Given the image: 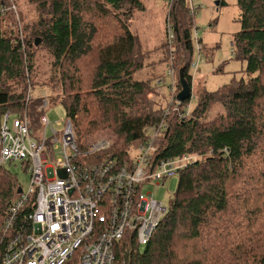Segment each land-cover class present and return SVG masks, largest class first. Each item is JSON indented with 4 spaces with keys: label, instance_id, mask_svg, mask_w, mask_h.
I'll use <instances>...</instances> for the list:
<instances>
[{
    "label": "trees",
    "instance_id": "obj_1",
    "mask_svg": "<svg viewBox=\"0 0 264 264\" xmlns=\"http://www.w3.org/2000/svg\"><path fill=\"white\" fill-rule=\"evenodd\" d=\"M27 1L40 14L29 39L19 17L10 20L15 1L0 0V128L5 114L26 115L33 136L39 135L35 109L42 100L26 101L28 89L38 86L62 106L77 143L111 126L117 138L100 153L102 159H129L146 141L143 129L164 121L167 129L153 141L156 158L196 155L201 161L177 173L167 213L143 252L120 258L128 264H264V0H236L240 30L232 55L244 63V76L217 92L202 88L196 106L182 118L190 100L179 112L164 114L161 101L146 97L164 67L174 69L176 92L182 70L192 95L194 52L204 48H194L188 0L167 1L164 39L147 51L137 45L129 24L138 0ZM151 65L156 67L151 77H135ZM214 107L220 110L204 121ZM206 150L210 156L202 161ZM11 164L0 165V222L19 187L7 168ZM247 178L244 194L232 190Z\"/></svg>",
    "mask_w": 264,
    "mask_h": 264
},
{
    "label": "built area",
    "instance_id": "obj_2",
    "mask_svg": "<svg viewBox=\"0 0 264 264\" xmlns=\"http://www.w3.org/2000/svg\"><path fill=\"white\" fill-rule=\"evenodd\" d=\"M193 2L188 0L191 13L199 7L194 9ZM167 33L171 41L169 26ZM196 68L197 63H192L191 70ZM165 83L166 89L149 92L147 99L165 102L164 114L169 109L179 112L186 100L181 104L176 100L172 67L155 86ZM47 106L43 101L41 108ZM190 110L188 102L180 118L189 116ZM40 124L42 134L33 136L26 115L9 119L7 113L2 120L0 165L20 163L30 186L26 192L17 188L20 194L16 193L0 222V264H128L120 255L129 257L140 246L146 247L167 213V207L142 189L167 181L180 169L198 163L200 156L157 159L153 141L167 129L164 121L144 128L146 141L121 162L99 157L110 146L105 140L77 143L68 120L60 131L45 117ZM95 156L96 162H91Z\"/></svg>",
    "mask_w": 264,
    "mask_h": 264
},
{
    "label": "rangeland",
    "instance_id": "obj_3",
    "mask_svg": "<svg viewBox=\"0 0 264 264\" xmlns=\"http://www.w3.org/2000/svg\"><path fill=\"white\" fill-rule=\"evenodd\" d=\"M15 1V9L10 12V20L19 17L21 20V27L25 28V38L29 39L33 29L39 22L40 14L30 5L27 0H13ZM140 6L134 11L133 18L130 21L131 32L135 37L137 45L145 48L143 51L152 50L162 43L165 30V17L167 14L168 0H138ZM219 2H222L220 5ZM188 3V1H187ZM218 3V4H217ZM199 6L194 11L191 35L195 50L199 46L204 48L203 52L197 54L194 52L193 62L197 63L195 71L191 70L193 76V91L192 98L189 101L191 110L196 106V95L202 91V88L207 92H217L231 81H237L244 76V63L233 57L232 39L234 35L240 30L238 19L240 17V10L236 0H194L193 8ZM43 17V15H41ZM196 33V37L195 34ZM39 38H36V40ZM200 43L197 44L196 42ZM37 46V45H35ZM155 52H152L150 62L155 60ZM42 56V55H41ZM43 62V61H42ZM162 77L166 79L167 68H160ZM156 72L154 65L147 66L141 73H137L135 77L141 80L149 78ZM39 87V86H38ZM35 87L29 91L30 98H41V103L37 101L38 125L35 129L38 130L39 135L43 132V127L40 123V118L45 117L55 130L60 131L63 128V123L66 121L65 112L57 100L50 99L51 91ZM167 85L160 87L166 89ZM28 93V92H27ZM45 97V99H44ZM194 98V99H193ZM48 103L47 108H41L42 102ZM150 102V101H149ZM152 103V102H151ZM165 103V102H164ZM262 105V104H261ZM264 105V104H263ZM219 108L214 107L208 111L204 121L211 120ZM259 111V108H258ZM262 111V110H261ZM12 119V117L10 118ZM57 123H62L60 126ZM111 126L99 127L97 132L90 135L80 142L84 144H92L100 140L107 141L110 146L115 143L116 135L110 130ZM47 136H50L49 131ZM131 154V153H130ZM208 150L203 151L202 161L209 158ZM201 161V157H200ZM22 165L18 162L7 167L15 176L19 187L26 192L30 186V177L24 172ZM179 177L172 176L167 181L161 183H154L142 189L144 195L150 193L154 201L160 202L163 207H168L169 202L173 199L177 188ZM248 189V178L241 181L239 185L235 186L234 190L237 194H244ZM145 247L140 246V253Z\"/></svg>",
    "mask_w": 264,
    "mask_h": 264
},
{
    "label": "water",
    "instance_id": "obj_4",
    "mask_svg": "<svg viewBox=\"0 0 264 264\" xmlns=\"http://www.w3.org/2000/svg\"><path fill=\"white\" fill-rule=\"evenodd\" d=\"M39 42L40 41L37 39L35 41V45H38ZM178 77H179V84H180L181 89L176 96V100L181 104L190 97V88L183 78V71L182 70H179ZM16 193L20 194V189H18Z\"/></svg>",
    "mask_w": 264,
    "mask_h": 264
},
{
    "label": "crops",
    "instance_id": "obj_5",
    "mask_svg": "<svg viewBox=\"0 0 264 264\" xmlns=\"http://www.w3.org/2000/svg\"><path fill=\"white\" fill-rule=\"evenodd\" d=\"M192 80H193V78H192ZM162 89H160V88H158V87H156L155 86V88L151 91V92H155V93H158V91L160 92ZM192 90H193V84H192ZM179 93V92H178ZM147 98V97H146ZM148 100V99H147ZM149 102V101H148ZM162 102V101H161ZM151 103V102H150ZM163 103V105L164 106H166L165 105V103L164 102H162Z\"/></svg>",
    "mask_w": 264,
    "mask_h": 264
}]
</instances>
